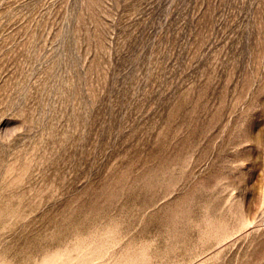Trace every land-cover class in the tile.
Listing matches in <instances>:
<instances>
[{
  "label": "rangeland",
  "instance_id": "obj_1",
  "mask_svg": "<svg viewBox=\"0 0 264 264\" xmlns=\"http://www.w3.org/2000/svg\"><path fill=\"white\" fill-rule=\"evenodd\" d=\"M0 264H264V0H0Z\"/></svg>",
  "mask_w": 264,
  "mask_h": 264
}]
</instances>
